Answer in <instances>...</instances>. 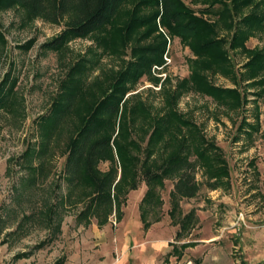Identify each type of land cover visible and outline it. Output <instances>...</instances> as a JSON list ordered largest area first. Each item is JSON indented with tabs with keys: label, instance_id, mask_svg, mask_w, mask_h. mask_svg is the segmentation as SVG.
<instances>
[{
	"label": "rangeland",
	"instance_id": "1",
	"mask_svg": "<svg viewBox=\"0 0 264 264\" xmlns=\"http://www.w3.org/2000/svg\"><path fill=\"white\" fill-rule=\"evenodd\" d=\"M184 1L199 7L193 0ZM65 22L30 21L17 6L0 9V30L7 39L6 45L0 44V82L10 71L17 78L18 99H24L17 114L0 110V264H54L61 257L64 264H264V86L249 87V102L239 110H228L194 91H187L179 101L180 111L222 147L231 171L230 188L212 190L197 170L196 179L203 184L198 195L180 202L183 213H196L195 225L177 242L178 246L194 243L182 249L181 257L168 254L178 229L169 215L171 180L158 188L163 206L151 220L161 218L147 231L140 218V195L148 189L145 182L127 195L122 219L113 214L100 227L96 218L78 220L87 202L84 187L71 189L63 177L71 126L66 124L56 134L44 158L25 156L41 148L37 120L49 111L70 65L82 56L93 62L99 59L89 73L92 80L107 73L114 77L129 59L130 47L123 62L114 55H100L96 42L88 37L73 39L60 51L46 49L45 43L60 34ZM160 30L167 37L164 62L154 64L127 95L139 93L155 112L163 106V86L174 88L188 77V59L194 57L179 37H171L161 26ZM246 45L263 47L264 33L252 36ZM230 54L242 73L247 56L240 50ZM211 79L220 86L236 87L221 73ZM245 119L254 128L239 129ZM100 167L106 170L108 163ZM25 253L29 255L22 256Z\"/></svg>",
	"mask_w": 264,
	"mask_h": 264
},
{
	"label": "trees",
	"instance_id": "2",
	"mask_svg": "<svg viewBox=\"0 0 264 264\" xmlns=\"http://www.w3.org/2000/svg\"><path fill=\"white\" fill-rule=\"evenodd\" d=\"M193 3L199 7L184 0H0V9L20 7L30 21H66L60 34L45 43L46 49L60 51L71 40L88 37L96 42L100 55H114L124 62L130 47L125 68L114 77L107 73L90 79L89 73L99 59L93 62L82 56L70 65L49 111L37 120L41 148L29 150L25 156L44 158L56 134L66 124L71 126L63 177L71 189L81 186L87 190L82 191L87 202L78 220L90 222L96 218L100 227L113 214L121 220L127 195L145 182L148 189L140 203V218L147 231L161 218L151 220V215L163 206L158 188L171 180L169 215L178 229L168 254L178 257L182 249L194 244L189 241L178 246L177 242L196 222L195 211L183 213L180 202L198 195L203 184L196 179L197 170H201L207 188L225 189L231 185L230 165L222 147L180 111L182 95L194 91L228 110H239L249 102V87L264 86V46L246 45L249 38L264 33V0ZM160 26L171 37H179L194 57L188 59V77L174 88L163 86V106L155 112L152 105L149 108L139 98V93L127 95L154 64L164 62L167 37ZM0 44H7L1 30ZM236 50L247 56L242 73L230 54ZM218 73L230 78L236 87L215 84L211 75ZM242 82H246V89L241 88ZM16 85L17 78L9 71L0 82V110L17 114L18 107L23 109L24 99H18ZM243 122L239 129L254 128L246 119ZM104 162L108 163L106 170L100 167ZM64 262L61 257L54 264Z\"/></svg>",
	"mask_w": 264,
	"mask_h": 264
},
{
	"label": "crops",
	"instance_id": "3",
	"mask_svg": "<svg viewBox=\"0 0 264 264\" xmlns=\"http://www.w3.org/2000/svg\"><path fill=\"white\" fill-rule=\"evenodd\" d=\"M133 192H134V190H133V191H131L129 194H131V193H133ZM144 193H145V191H143L142 195H140V198H141V199L143 198V196H144Z\"/></svg>",
	"mask_w": 264,
	"mask_h": 264
}]
</instances>
